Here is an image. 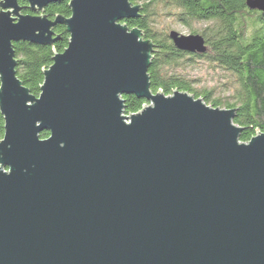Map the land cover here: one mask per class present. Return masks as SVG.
I'll return each instance as SVG.
<instances>
[{
  "label": "water",
  "instance_id": "95a60500",
  "mask_svg": "<svg viewBox=\"0 0 264 264\" xmlns=\"http://www.w3.org/2000/svg\"><path fill=\"white\" fill-rule=\"evenodd\" d=\"M0 1V264H264V131L242 141L237 108L153 92L155 42L132 0ZM264 11V0H247ZM68 46L39 95L15 43ZM206 53L201 33L169 31ZM127 94L148 100L125 112ZM49 130L48 137H41Z\"/></svg>",
  "mask_w": 264,
  "mask_h": 264
},
{
  "label": "trees",
  "instance_id": "16d2710c",
  "mask_svg": "<svg viewBox=\"0 0 264 264\" xmlns=\"http://www.w3.org/2000/svg\"><path fill=\"white\" fill-rule=\"evenodd\" d=\"M1 1V0H0ZM142 6L140 17L124 20L131 27H140L146 38L155 42L152 63L149 68L151 88L157 93L172 94L179 89L202 97L208 104L222 108H237L234 122L243 127L242 141H249L264 131V11L251 9L247 0H132ZM26 13L31 12L26 0H20ZM166 10L175 14L181 22H203L201 33L207 41L206 53L180 50L169 37L166 28L157 26ZM45 12L52 18L57 14L71 15L69 0L52 2ZM55 30L61 38L54 45H42L29 41L15 43L18 76L32 93L39 95L44 81V70L53 63L56 51H63L70 33L65 25ZM206 58L224 67L233 76L227 83L228 95H216L215 88L198 86L197 79L180 71L193 60ZM127 114L138 112L148 100L135 94L124 96ZM5 134V118L0 111V140ZM50 135L43 130L41 137Z\"/></svg>",
  "mask_w": 264,
  "mask_h": 264
},
{
  "label": "rangeland",
  "instance_id": "374dc122",
  "mask_svg": "<svg viewBox=\"0 0 264 264\" xmlns=\"http://www.w3.org/2000/svg\"><path fill=\"white\" fill-rule=\"evenodd\" d=\"M160 28H166L168 31L175 29L184 34L193 33L194 30H202L205 26L203 22H192L187 25L181 22L175 14L164 10L160 22L157 25ZM180 71H185L193 79H197V84L200 88L209 87L215 88L216 95H228L231 91H226L227 83L233 76L228 70L216 63L208 61L206 58H198L193 60L191 64H187Z\"/></svg>",
  "mask_w": 264,
  "mask_h": 264
},
{
  "label": "flooded vegetation",
  "instance_id": "af4514ba",
  "mask_svg": "<svg viewBox=\"0 0 264 264\" xmlns=\"http://www.w3.org/2000/svg\"><path fill=\"white\" fill-rule=\"evenodd\" d=\"M56 27H57V26H56ZM56 27H55V28H56Z\"/></svg>",
  "mask_w": 264,
  "mask_h": 264
}]
</instances>
